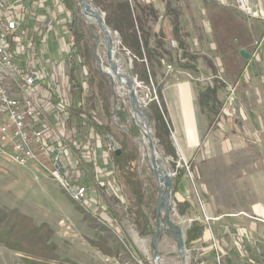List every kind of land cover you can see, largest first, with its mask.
Here are the masks:
<instances>
[{"label": "rangeland", "instance_id": "374dc122", "mask_svg": "<svg viewBox=\"0 0 264 264\" xmlns=\"http://www.w3.org/2000/svg\"><path fill=\"white\" fill-rule=\"evenodd\" d=\"M89 1L90 6L105 18L104 9L123 0H97V4L94 0ZM127 1L133 10L137 26L149 36L148 51L153 57V68L149 71L154 76L147 80L142 76L140 68L134 71L133 58L122 47L121 42L116 46L115 58L123 74L129 75L134 81L138 105L151 118V135L157 156L166 169L172 172L169 216L180 234L185 264H264V189L262 193L256 186L258 173L264 184V136L260 138L254 133L249 134L246 131L248 126L244 130L246 124L238 117L234 124L242 135V150H232L220 159L208 160L199 166V163L186 161L177 151L170 139L168 122L161 111L159 83L165 76L164 71H188L199 79L200 105L208 114H215L211 122L212 128H217L215 124H218L217 116L222 108L216 99L217 88L223 90V98L227 104L239 98L240 78L235 76L233 80H226L221 76L223 72L220 71L221 67L210 46V29L207 23L210 11H216V7L220 6L231 9V4H226L225 0L221 1L223 5L213 0ZM45 4L50 5V1L45 0ZM232 5L237 9L236 3ZM66 6L73 19L72 29L83 37L82 45L90 54L89 67L81 70L78 79L80 84L81 80H87L89 97L93 98L94 103L93 114L89 118L95 119H86L88 126H81V122L75 121L69 123L62 137L56 135L59 140L56 141L55 149H59V145L66 148L67 152L60 155L62 168L59 169H64L63 176L68 173L66 178L73 177V183L86 188L88 202L84 206L78 204L88 213L84 216L73 207L72 199L53 175V169L33 164L20 166L4 157H0V209L17 211L29 217L35 226L48 225L53 233L48 244L56 246L57 259L37 260L44 264H158L155 260L156 252L160 255L159 264H183L173 233L163 232L161 239L156 240V251L153 247L152 237L156 230L158 201L163 186L152 171L148 158L149 148L142 144V134L131 117L126 90L109 75L105 37L96 24L90 23L82 15L80 0H66ZM52 11L53 16L46 19V25L51 26L49 31L35 29L32 21L24 24L28 33L27 36L24 35L22 48L26 51L29 41L34 39L30 55L33 60L41 51L43 37L48 38L44 48L47 50L50 67L60 68L61 75H58L57 83L60 91L63 90L65 97H69L72 103L69 90L68 96L66 86L61 89L60 85L63 73L68 77L65 57L73 54V48L71 50L69 46H65L70 41L71 33L61 30L57 21L62 15L56 8ZM167 11L179 15L184 23L180 27L179 40L171 35V40L175 42L174 48L170 47V39L168 43L162 40V24L167 21L171 26L173 18L172 15L166 16ZM238 11V14L233 11L234 15L246 26L240 19L248 20L250 17ZM40 12L41 15L44 14L43 10ZM261 32L262 30L258 35L251 34L252 44ZM110 34L116 41V35L120 37L116 31H110ZM180 40L186 44L183 49L180 47ZM60 42L65 44L63 48H60ZM237 59L236 62L239 63ZM220 62L222 64L221 59ZM25 65L27 56H19L17 66L23 70ZM168 65L173 70L169 71ZM101 67L105 68V72L101 71ZM214 74L217 78L211 89L206 84L213 81L208 82L206 78ZM91 78H94L92 85ZM230 86L236 87L233 95L228 93ZM53 100L55 104L57 100ZM227 109L231 113L235 112L234 107ZM57 115L52 114V119ZM94 126L107 128V132H97ZM162 130L163 134L167 131L169 147L161 138ZM67 132L70 133L68 137ZM109 140H112L113 151L108 150ZM79 145L80 148L86 146V150L78 148ZM120 150L134 159L133 165L143 182L145 197L151 192L155 199L151 205L154 211V220L151 221L154 226L153 235L141 237L128 212L125 188L121 186L119 174L112 162L113 155ZM96 156L99 157L97 163L94 161ZM73 165L76 169L71 170ZM60 179L62 180L61 176ZM116 197L119 202H116ZM95 198L100 205H97ZM160 216L163 219L164 211L160 212ZM196 221L204 227L203 237L188 244L186 234ZM91 242L109 249V256ZM12 252L19 257L15 264H25L26 256ZM212 252L215 254L212 255Z\"/></svg>", "mask_w": 264, "mask_h": 264}, {"label": "built area", "instance_id": "2783aa9c", "mask_svg": "<svg viewBox=\"0 0 264 264\" xmlns=\"http://www.w3.org/2000/svg\"><path fill=\"white\" fill-rule=\"evenodd\" d=\"M49 1L50 5L62 15L57 21L61 25V30L65 33L71 32L73 19L66 6V0ZM254 1L235 0L236 7L241 13L258 19L262 24V32L252 44L251 58L258 57L264 47V10L253 4ZM32 2L34 0H0V157L20 166L33 164L53 169V175L59 180L69 198L84 206L88 202L86 188L81 184L73 183V177L66 178L68 173L63 176L64 169L60 170L62 168L60 155L67 152L66 148H61L59 145V149H55L56 141L59 140L56 135L62 137V133L69 126L66 109L71 104L69 97H65L63 90L60 91L56 80L58 75H61L60 68L50 67L44 43L40 46V53L33 60L30 55L34 47L32 46L34 39L28 40L26 51L22 48L24 35L27 36L28 33L24 24L29 19V4L32 5ZM38 2L45 16L37 14L38 26L35 29L49 31L51 26L40 23L46 22L47 17H52L53 11L50 10V5L45 4V0ZM226 4L229 5V2L227 1ZM60 43V48H63L65 44ZM169 44L170 47H175V42L171 39ZM65 46L71 49L68 43ZM75 51L73 49L72 52ZM22 55L27 56V65L23 70L17 66V59ZM167 69L173 70L170 65ZM60 85L61 89L66 86L68 93L70 83L64 73ZM81 86L85 91L89 90L87 80H81ZM235 89L236 87L233 86L228 87L229 95H233ZM53 99L57 100L55 104ZM54 113H57L59 118L52 119ZM82 119L95 118L82 116ZM66 135L68 137L70 133L67 132ZM80 147L79 145L78 148ZM80 149L85 151L86 146ZM108 150H114L112 140H109ZM70 169L76 167L73 165Z\"/></svg>", "mask_w": 264, "mask_h": 264}, {"label": "trees", "instance_id": "16d2710c", "mask_svg": "<svg viewBox=\"0 0 264 264\" xmlns=\"http://www.w3.org/2000/svg\"><path fill=\"white\" fill-rule=\"evenodd\" d=\"M94 1L96 4L98 3L97 0ZM216 8V11L215 9L210 11L207 19L211 43L221 58L225 74L240 78L242 71L239 65L245 63V60L240 56V50H244L248 54L251 51L253 39L250 29L236 18L231 9L224 6ZM104 12L106 15L104 18L106 26L110 31H116L119 34L122 47L130 52L133 58L134 71L140 68L142 76L147 80L148 77H153L154 73L149 71L150 68H153V57L148 51L149 36L137 26L133 10L128 1L123 0L113 3L104 9ZM166 13L168 17L173 16L171 20L172 36L179 40L180 27L184 26L183 19L172 11H167ZM70 33L71 37L68 44L71 45V49L76 48L77 52L72 55L68 54L64 60L70 81L69 93L72 99V103L66 109V113L68 114L69 123L75 121L81 122V126H88V123L82 119V116L88 118L93 114L94 103L93 98L89 97L88 91L82 88L78 74L81 70L89 67L90 54L82 45L83 37L75 30H72ZM179 44L182 49L186 47L185 42L181 40ZM236 58H238L239 63L236 62ZM83 60L84 62H82ZM158 65L160 66V63ZM211 69L214 70L213 68ZM92 83H94V78H91V85ZM99 84L100 86L102 85V83ZM159 95L161 98L160 93ZM161 109L164 112L162 105ZM94 129L100 133L107 132V128L103 127L94 126ZM165 132L163 134L162 130L161 138L165 141L164 143L167 147H169L168 134L167 131ZM98 158L97 156L94 157L96 163ZM112 162L119 174V182L125 188L124 196L128 203L127 209L138 227L139 235L141 237L153 235L154 226L151 224V221L154 220V211H152L151 205H153L155 199L151 192L145 197L142 190L143 182L133 165L134 159L126 154L124 150H120L113 155ZM94 200L97 202V205L101 204L97 198ZM119 201L118 197H116V202ZM72 203L77 211L87 216L88 212L84 208L73 200ZM52 234V231L46 224L35 226L29 217L17 211L0 209V244H3L9 250L26 256L27 258L24 259L25 264H44L38 261L57 259L55 255L56 246L48 244ZM203 234V225L196 221L191 225L186 234V242L188 244L196 242L203 237ZM91 244L109 256V249L105 247L103 249L97 243L91 242ZM211 254L214 255L215 253L212 252Z\"/></svg>", "mask_w": 264, "mask_h": 264}, {"label": "crops", "instance_id": "0c3cea01", "mask_svg": "<svg viewBox=\"0 0 264 264\" xmlns=\"http://www.w3.org/2000/svg\"><path fill=\"white\" fill-rule=\"evenodd\" d=\"M38 1L34 0L32 5L29 4L30 16L26 22L28 24V21H32L35 27L38 26L36 24V17L43 10L39 6ZM213 1L217 4H222L221 1L224 0ZM225 1H228L231 4L230 6H232L230 8L235 14H238L236 12L238 9L232 5L235 3V0ZM253 4L264 10V0H255ZM50 6V10L55 9L52 5ZM43 15L40 14V16ZM240 20L246 24L252 35H258L259 31L262 30L261 22L258 19L249 18L248 20H244L241 18ZM169 23L165 21L162 24V40L167 43L172 35L170 33L172 32V26ZM40 24L46 25L47 23L44 21ZM42 40L44 41V46L47 45L48 38L43 37ZM210 46L214 51L217 63L221 67L220 71L223 72L221 76L226 80L235 79V76L225 74V70L220 62L221 58L218 56L214 45L210 43ZM251 51L249 55H251ZM176 71L175 73L164 71L165 76L161 78L159 83L161 84L160 94L164 108L163 116L170 128V139L186 161L199 163L200 166L208 160L220 159L228 155L232 150H242V135L236 130L234 124L235 119L238 117L240 121L244 122V125L246 124L244 130L248 126V130L246 131L249 134L252 135L254 133L256 137L260 138L264 136V47L258 57H250L249 60H245V63L241 65L242 75L239 79L241 83L239 98H235L234 102L227 104L223 98V90L217 88L216 99L218 103H221L222 107L217 116L219 119L217 121L218 124H215L217 128H212L211 126L215 114H208L200 105V90L197 84L199 79L193 76L191 72ZM216 74H219V72ZM216 74L206 78L208 82L213 81L206 84L211 89L215 86ZM227 107L229 110L234 107L235 112L231 113ZM256 178L258 182L255 184L262 192L264 184L261 174L258 173ZM16 258H19L17 254L0 244V264H15Z\"/></svg>", "mask_w": 264, "mask_h": 264}, {"label": "water", "instance_id": "95a60500", "mask_svg": "<svg viewBox=\"0 0 264 264\" xmlns=\"http://www.w3.org/2000/svg\"><path fill=\"white\" fill-rule=\"evenodd\" d=\"M89 0H80V10L82 15H86L88 10H91L95 12L96 17L99 21L98 27L101 33L105 37V42H106V59H107V66L110 69V71L117 72L118 69L114 66L112 63V55H113V41L110 36V30L105 24L104 18L102 17V14L95 11L89 4ZM117 42L120 43L121 39L116 35ZM108 43V46H107ZM240 56L244 60H249V54L246 53L244 50L240 51ZM101 71H105V68L101 69ZM129 77V90H126V93L128 95V100H129V105H130V111L133 110L135 111L140 117L142 116L140 111L141 108L138 105V100L136 98V90H135V85L134 81H132V78L128 75ZM144 121L143 128H139L137 125H135L141 132V134L146 138L147 141V146L149 148L150 152V163H151V168L153 173L155 174L158 182L163 186V191L160 192V199L158 201V211H157V217H156V230L155 233L152 237V243L153 247L156 251V240L160 237H162V234L164 231H166V225L169 224L170 221V207H169V196L171 192V186H172V181H171V176L172 172L171 170L167 169V172H164V176L161 177L160 172L157 170L156 165L161 163V160L157 156L156 148L154 144L152 143V139L150 137L151 134V118L150 116L145 113V116L142 117ZM164 209V217L161 219L160 212ZM175 227V226H174ZM176 233L178 234L179 240L180 239V234L178 232V229L175 227ZM183 246V245H182ZM155 259H157V252L155 253Z\"/></svg>", "mask_w": 264, "mask_h": 264}, {"label": "bare ground", "instance_id": "6f19581e", "mask_svg": "<svg viewBox=\"0 0 264 264\" xmlns=\"http://www.w3.org/2000/svg\"><path fill=\"white\" fill-rule=\"evenodd\" d=\"M85 17L87 18V20L90 23L98 25L99 21H98V19L96 17L95 12H93L91 10H88L87 11V14L85 15ZM110 36H111V34H110ZM111 39L113 41L112 63L114 64V66L116 67V69H118V71L117 72L110 71V69L107 67L108 68L109 75L114 80H116V82L121 87H123L124 89H128L129 90V84H128L129 83V77H127L128 75L123 74V72L121 71V69H120V67H119V65H118V63L116 61V58H115L116 51H117L116 46L119 43L116 40H114L112 36H111ZM107 46H108V43H107ZM140 113L142 115L141 117L135 111H133V110L130 111V114H131V117L133 119L134 124L137 125L141 129V128H143V125H144V121H143L142 117L145 116V112L141 109ZM150 137L152 139V143L154 144V139L152 138V135L151 134H150ZM141 141H142V144L143 145H146L147 146L146 138L143 135H142ZM154 146H155V144H154ZM155 148H156V146H155ZM146 151H147V149H146ZM148 158H150V153H148ZM156 168L160 172L161 177L164 176V172H167V169H166L165 165L162 162L159 163V164H157L156 165ZM162 211H164V209H162ZM166 231H167V233L170 232V233H173L174 234V236H175V242L177 244L178 254L181 257L183 264H185V261H184V252L185 251H184V248L182 246V242L179 240L178 234L176 233L175 227H174V225H173V223L171 221H169V224L166 225ZM160 239H161V237L158 238V240H160ZM155 260H156V263L159 264L160 255H159L158 252H157V259H155Z\"/></svg>", "mask_w": 264, "mask_h": 264}]
</instances>
